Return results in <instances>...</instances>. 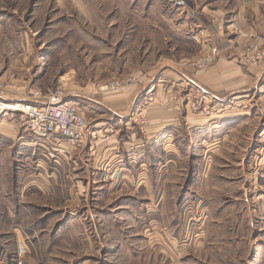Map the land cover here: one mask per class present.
Masks as SVG:
<instances>
[{
    "label": "rangeland",
    "instance_id": "1",
    "mask_svg": "<svg viewBox=\"0 0 264 264\" xmlns=\"http://www.w3.org/2000/svg\"><path fill=\"white\" fill-rule=\"evenodd\" d=\"M229 1L0 0V99L61 88L85 114L87 143L93 131L110 136L98 150L116 146L69 165L17 118L0 122V264H264V91L218 99L186 78L224 56L194 9ZM210 19L227 42L241 38L246 77L261 68L264 54L247 62L264 51L256 29L224 11ZM159 84L175 119L151 137ZM188 111L213 128L188 126Z\"/></svg>",
    "mask_w": 264,
    "mask_h": 264
},
{
    "label": "crops",
    "instance_id": "2",
    "mask_svg": "<svg viewBox=\"0 0 264 264\" xmlns=\"http://www.w3.org/2000/svg\"><path fill=\"white\" fill-rule=\"evenodd\" d=\"M244 0H230L229 5L227 8L222 7V8H217L215 10H208L207 15V9L206 7L204 8H195L194 12L198 17H194L201 21V23L206 27L210 28V42L212 44H219L225 45L223 46V54L224 56L221 57L216 64L209 69L208 71H197V72H191L190 76H186V72L180 73L186 76L188 81L192 83L196 88H199L200 90H204L208 93H213L215 98L221 99V98H226V97H244L249 94V91L253 90L256 92L258 91H264V84H259L261 81V76L264 78V64L261 66L260 69H254L252 74H250V77H246L245 73L243 72L240 68V65L237 62V56L238 53L241 52V46H242V40L240 37H235L232 40V42H227L226 38H224L221 35L220 30H218L216 27H214L211 23V16L216 15L218 13H221L222 11L226 12L227 15L229 16V19L240 21L243 23V26L245 29H256L258 34L264 38V5L257 6L254 2L246 4L244 3ZM226 5V4H225ZM236 39L238 41V46L236 45L234 47V43L236 42ZM168 75V74H166ZM177 75V74H176ZM179 78L181 76L177 75ZM185 78V77H184ZM250 78V79H249ZM190 79V80H189ZM257 80L259 82L257 83ZM169 80L167 79L166 82ZM167 85V84H166ZM164 88H165V86ZM151 86H156L154 85L151 80H148L143 84L142 86L140 85L139 87L137 86L135 90V94H137L140 90L148 89L151 88ZM159 87L161 88L160 84ZM156 89V101L158 102L155 104L151 110L149 111L148 114V121H149V127L147 128L148 136L154 137L156 134L162 136V132H164V129L166 126H170L172 122L175 119L171 114H169L171 110L170 108V98H169V87H166L165 89L167 90L168 93L162 94L161 91L163 90L161 88ZM208 89V90H207ZM160 91V92H159ZM165 101L163 104L162 101ZM161 101V102H160ZM185 116V117H184ZM184 120L188 122V126L193 127H200L202 128L203 124H206L207 120H201V117L195 116L193 113L190 115L189 111L183 115ZM192 121L193 124H190V121ZM203 122V123H202ZM213 122H207V127L208 130H210L209 126H213ZM218 122V121H217ZM217 124V123H216ZM219 125V124H218ZM216 125H214L215 127ZM213 128V127H212ZM134 134L130 135V139L134 141L135 143V138L133 136ZM101 140V139H100ZM99 143V140L97 141ZM95 143L96 145L94 146L93 143H86L79 153L78 157L80 156L81 158H85L86 160L87 157L83 156L85 153H96V155L100 158L101 154H110L109 151L112 150V148H116V146H107L105 144L104 148L102 150H98V144ZM213 143H208L209 146H212ZM137 145V144H136ZM83 152V153H82ZM100 155V156H99ZM121 157V155H120ZM79 159V158H78Z\"/></svg>",
    "mask_w": 264,
    "mask_h": 264
},
{
    "label": "built area",
    "instance_id": "3",
    "mask_svg": "<svg viewBox=\"0 0 264 264\" xmlns=\"http://www.w3.org/2000/svg\"><path fill=\"white\" fill-rule=\"evenodd\" d=\"M254 45V51L248 52L247 62L255 65L263 56L264 51ZM212 52H216L213 48ZM210 55L205 57V61H210ZM120 87V81L115 80L105 86L106 89ZM149 93V92H148ZM65 92L58 88L45 93L35 91L31 96L30 103H17L20 109H10L9 102L0 99V122L6 117H15L20 122V127L31 137L34 147H50L56 154L64 157L71 163H75L78 155L88 140V122L84 112L73 102L64 100ZM153 96L149 95L143 107L151 103ZM145 125V119L139 121ZM104 131L108 132L106 126ZM91 137L97 140L108 141L109 135L95 136L91 132ZM96 140V141H97ZM52 155V154H51ZM52 161L59 163V156L52 155Z\"/></svg>",
    "mask_w": 264,
    "mask_h": 264
},
{
    "label": "bare ground",
    "instance_id": "4",
    "mask_svg": "<svg viewBox=\"0 0 264 264\" xmlns=\"http://www.w3.org/2000/svg\"><path fill=\"white\" fill-rule=\"evenodd\" d=\"M15 104H17V103H9L8 107L10 109H13V110L21 108V106L19 104L18 105H15Z\"/></svg>",
    "mask_w": 264,
    "mask_h": 264
}]
</instances>
